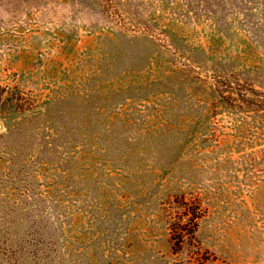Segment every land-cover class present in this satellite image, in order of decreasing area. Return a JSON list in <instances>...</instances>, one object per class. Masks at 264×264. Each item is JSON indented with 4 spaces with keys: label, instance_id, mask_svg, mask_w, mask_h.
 <instances>
[{
    "label": "rangeland",
    "instance_id": "rangeland-1",
    "mask_svg": "<svg viewBox=\"0 0 264 264\" xmlns=\"http://www.w3.org/2000/svg\"><path fill=\"white\" fill-rule=\"evenodd\" d=\"M0 124V264H264V0H0Z\"/></svg>",
    "mask_w": 264,
    "mask_h": 264
},
{
    "label": "trees",
    "instance_id": "trees-1",
    "mask_svg": "<svg viewBox=\"0 0 264 264\" xmlns=\"http://www.w3.org/2000/svg\"><path fill=\"white\" fill-rule=\"evenodd\" d=\"M185 231V229L183 228V226H181L180 224H177L175 227H174V233L175 234H178V235H181L183 234Z\"/></svg>",
    "mask_w": 264,
    "mask_h": 264
},
{
    "label": "bare ground",
    "instance_id": "bare-ground-1",
    "mask_svg": "<svg viewBox=\"0 0 264 264\" xmlns=\"http://www.w3.org/2000/svg\"><path fill=\"white\" fill-rule=\"evenodd\" d=\"M0 127H1V124H0Z\"/></svg>",
    "mask_w": 264,
    "mask_h": 264
}]
</instances>
